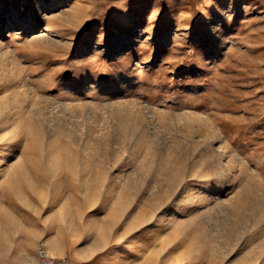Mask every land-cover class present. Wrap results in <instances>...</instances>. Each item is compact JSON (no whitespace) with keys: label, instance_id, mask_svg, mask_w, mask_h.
I'll list each match as a JSON object with an SVG mask.
<instances>
[{"label":"rangeland","instance_id":"obj_1","mask_svg":"<svg viewBox=\"0 0 264 264\" xmlns=\"http://www.w3.org/2000/svg\"><path fill=\"white\" fill-rule=\"evenodd\" d=\"M0 243L264 264V0H0Z\"/></svg>","mask_w":264,"mask_h":264},{"label":"built area","instance_id":"obj_2","mask_svg":"<svg viewBox=\"0 0 264 264\" xmlns=\"http://www.w3.org/2000/svg\"><path fill=\"white\" fill-rule=\"evenodd\" d=\"M37 257L41 264H59L53 258L49 257L44 251L39 252Z\"/></svg>","mask_w":264,"mask_h":264},{"label":"bare ground","instance_id":"obj_3","mask_svg":"<svg viewBox=\"0 0 264 264\" xmlns=\"http://www.w3.org/2000/svg\"><path fill=\"white\" fill-rule=\"evenodd\" d=\"M123 17H124V16H122V18H123ZM122 18H119L117 21L122 20ZM45 30L48 31L47 29H45ZM45 30H44V31H45ZM44 36H45L44 33H42L41 35L38 36L39 39H37V42H38L39 44H43V43L48 42V41L44 40ZM3 250H4V246L0 243V256H1L2 253H3ZM22 263H24L23 260H21L19 264H22Z\"/></svg>","mask_w":264,"mask_h":264}]
</instances>
